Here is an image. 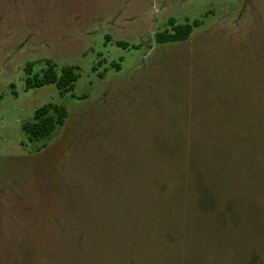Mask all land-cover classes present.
Wrapping results in <instances>:
<instances>
[{"label": "rangeland", "instance_id": "1", "mask_svg": "<svg viewBox=\"0 0 264 264\" xmlns=\"http://www.w3.org/2000/svg\"><path fill=\"white\" fill-rule=\"evenodd\" d=\"M0 264H264V0H0Z\"/></svg>", "mask_w": 264, "mask_h": 264}, {"label": "trees", "instance_id": "2", "mask_svg": "<svg viewBox=\"0 0 264 264\" xmlns=\"http://www.w3.org/2000/svg\"><path fill=\"white\" fill-rule=\"evenodd\" d=\"M199 24H201L200 20H195L193 23L175 24L174 20L170 19V28L157 31L155 33V40L159 44L186 40L192 33L193 27ZM46 66L41 75H34L32 77L29 76L32 68L30 66L27 67V88H39L47 84H55L61 96L72 91L78 77L73 67H63L60 69V73H58L54 63L47 61ZM66 119V109L61 105L50 103L36 109L32 122L24 123L22 130L28 136L29 141L41 140L48 138L57 127L63 126Z\"/></svg>", "mask_w": 264, "mask_h": 264}]
</instances>
